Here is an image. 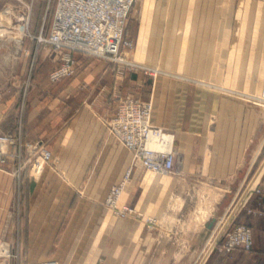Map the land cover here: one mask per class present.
<instances>
[{
  "label": "crops",
  "instance_id": "obj_1",
  "mask_svg": "<svg viewBox=\"0 0 264 264\" xmlns=\"http://www.w3.org/2000/svg\"><path fill=\"white\" fill-rule=\"evenodd\" d=\"M124 37L122 55L156 74L119 75L116 62L74 52L73 76L49 82L48 63L3 92L10 151L28 141L51 157L0 169V241L21 264H264V108L252 101L264 88V0H136ZM117 93L151 100L173 174L145 170L108 133ZM124 180L133 214L121 218L106 200ZM228 215L251 228L252 251L210 247Z\"/></svg>",
  "mask_w": 264,
  "mask_h": 264
},
{
  "label": "built area",
  "instance_id": "obj_2",
  "mask_svg": "<svg viewBox=\"0 0 264 264\" xmlns=\"http://www.w3.org/2000/svg\"><path fill=\"white\" fill-rule=\"evenodd\" d=\"M135 0H56L53 19L49 34L42 39L49 44L52 51L60 53L54 66L48 73L51 83L62 78L71 77L75 73L74 52L84 56L108 58L123 62L130 67H140L138 64L124 59L121 48H131L132 41L124 37V28ZM120 52V53H119ZM117 54V56H114ZM146 72L154 73L155 68L143 66ZM119 75L123 74L122 68ZM1 99V96H0ZM116 108L111 116L104 118L107 131L115 135L128 149L133 152L135 161L151 172L168 173L173 170L175 152L173 139L167 141L164 149L148 147L151 138H162L165 131L150 122L152 110L151 100H142L132 95H115ZM252 101L264 108V88ZM169 134V133H167ZM11 134L0 133V163L7 161V148L14 142ZM29 158L41 157L49 160L51 152L31 145ZM130 172H127L126 178ZM125 180L112 186L106 205L114 209L117 214H123L131 209L117 206ZM257 192L259 190L257 189ZM149 227L155 225L153 218H147ZM230 215L222 217L213 232L210 247L231 251L239 248L250 252L254 247L253 233L245 224L232 225ZM0 256L10 257L6 244L2 245ZM35 264H58L53 260H46Z\"/></svg>",
  "mask_w": 264,
  "mask_h": 264
},
{
  "label": "rangeland",
  "instance_id": "obj_3",
  "mask_svg": "<svg viewBox=\"0 0 264 264\" xmlns=\"http://www.w3.org/2000/svg\"><path fill=\"white\" fill-rule=\"evenodd\" d=\"M55 3L56 0H0V96H1L0 104L2 101L3 92L7 88L11 87L12 83L16 78L20 76H23L25 78H31L34 77L37 73L41 75L43 74L45 67L50 65L48 63L54 64L55 61L58 60V58L60 57L59 52L52 51L51 48L50 50H47L50 47L49 44L42 41V39L46 38L49 34L53 19L54 9H55ZM23 18H25L26 21L23 20ZM23 23H26L25 25L27 26H26V31L24 32V35L20 40V45H19V41L17 40V38L19 37L18 35H20V31L23 30V26H24ZM119 51L121 52L120 49ZM114 56H117V54H114ZM102 59L116 62L113 59H108V58H102ZM124 59L129 61L125 57ZM116 65L118 66L117 73H120L121 71L120 69L122 68L123 74L124 72L130 70L141 69L139 67H130L129 65L121 61L120 62L117 61ZM119 66H121V68H119ZM143 71L145 73L152 74L150 72H146L144 69ZM48 73H47V78H48ZM156 73L157 72H154L153 74ZM0 133L11 134L15 139L14 142L8 146L7 152L9 158L7 159L6 162L0 163V169H3L5 167V165L7 164L10 158H20L22 155L28 158L30 157L31 148L28 147L29 145L28 141L25 142L20 141L19 150L11 152L10 147L13 144H17L18 141L17 137L12 132L5 131L2 129H0ZM31 145H35V143ZM20 148L23 149L22 151L25 152L24 154H22ZM164 174L165 176L173 174V170L171 172ZM193 183H197L198 187H200L199 189H201L202 187L204 189L206 187H209L208 185L204 186L200 182H193ZM123 189L119 196L117 206L119 208L127 207L131 209V206L121 203ZM110 209L114 212L113 208ZM132 214H133L132 211H127L123 214H117V216L124 218ZM202 216H204V214H202ZM199 217H201V214H198V218ZM204 218L205 216L199 219L202 220ZM221 218L217 219V223L221 220ZM232 223H233L232 225L241 224V223L236 224L234 223V221ZM1 242L2 244H6L3 241H0V244ZM6 245L10 251V257L0 256V264H21L16 261L15 254L13 253L11 247L8 244ZM215 250L226 253L232 251V250L231 251L220 250L217 247H215ZM35 263L38 262H34V263L27 262L24 264H35Z\"/></svg>",
  "mask_w": 264,
  "mask_h": 264
},
{
  "label": "bare ground",
  "instance_id": "obj_4",
  "mask_svg": "<svg viewBox=\"0 0 264 264\" xmlns=\"http://www.w3.org/2000/svg\"><path fill=\"white\" fill-rule=\"evenodd\" d=\"M26 18V17H25ZM25 18H23V20H25L26 21V19ZM21 20V19H20ZM24 24V26H23V30L22 31H20V35H18L19 37L17 38V40L19 41V45H20V40L22 39V36L24 35V32L26 31V26L27 25H25L26 23H23ZM15 29V28H14ZM171 135L170 134H167V133H165L163 136H162V138H156V137H154V138H151L149 141H148V147H150V148H156V147H159V148H161V149H164L165 148V146H166V143H167V141L168 140H170L171 139ZM1 244H2V242H1ZM0 244V254L2 255V253H3V247H2V245Z\"/></svg>",
  "mask_w": 264,
  "mask_h": 264
}]
</instances>
